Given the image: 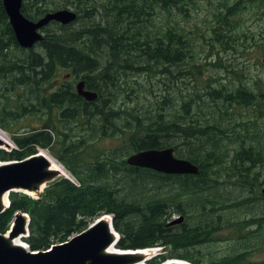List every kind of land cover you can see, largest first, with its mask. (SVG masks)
<instances>
[{"label": "trees", "instance_id": "16d2710c", "mask_svg": "<svg viewBox=\"0 0 264 264\" xmlns=\"http://www.w3.org/2000/svg\"><path fill=\"white\" fill-rule=\"evenodd\" d=\"M202 5L209 39L186 29ZM70 7L76 21L44 28L25 59L0 0V89H21L20 108L31 101L37 121L15 129L16 121L2 120L15 148L0 149V161L47 150L72 178L50 183L38 198L12 192L0 233L26 213L25 242L46 251L110 215L119 249L163 248L149 264H264V74L203 64L193 54L206 43L207 59L219 55L215 46L264 58V0H24L22 12L38 21ZM252 19L259 31L244 28ZM208 65L236 79L203 77ZM81 80L95 101L77 94ZM0 98H8L3 90ZM165 148L199 175L127 163L139 151ZM175 216L182 221L173 224Z\"/></svg>", "mask_w": 264, "mask_h": 264}, {"label": "water", "instance_id": "95a60500", "mask_svg": "<svg viewBox=\"0 0 264 264\" xmlns=\"http://www.w3.org/2000/svg\"><path fill=\"white\" fill-rule=\"evenodd\" d=\"M2 3L16 41L19 47L25 50L33 49L43 40L42 30L51 23L66 26L77 19L76 12L67 8L48 12L38 21H34L22 12L24 0H2ZM76 91L88 102H93L98 97L97 92L86 89L84 80L77 83ZM13 148V144L3 148L0 138L1 150L10 152ZM127 163L130 166L151 169L166 175H199L200 173L199 167L191 161L176 157L174 148L139 151L130 155ZM61 177L72 180L69 175L52 172L50 162L40 151L22 161H0V215L10 207L9 196L12 192H21L38 198L50 183ZM5 196H7V204L4 202ZM262 196L264 198V188ZM104 217L111 218V227L115 230L112 217L103 215L85 231L70 238L68 243L53 245L52 250L46 252L32 251L29 248L25 239L29 237L30 217L28 214L18 212L9 231L5 234L0 233V264H137V262L144 264L161 254V248H148L156 250V256L141 260L132 255L138 250L117 248L115 252H110V248L117 247L120 235L116 230L117 238L112 235L109 226L103 222ZM180 221L182 218L175 220L173 224ZM16 240L23 246L17 245ZM172 262L192 264L181 259H172L163 264H174Z\"/></svg>", "mask_w": 264, "mask_h": 264}, {"label": "rangeland", "instance_id": "374dc122", "mask_svg": "<svg viewBox=\"0 0 264 264\" xmlns=\"http://www.w3.org/2000/svg\"><path fill=\"white\" fill-rule=\"evenodd\" d=\"M70 9H72L70 7ZM201 10H199V13H195L193 15V17L189 20V26L186 27V29L188 31L190 30H195L197 27V32H199V34H204L203 36H205V38L209 39L210 33L208 30V25H210V16L208 15V12L206 11L205 5H202L200 7ZM262 24L260 22L255 21L254 19L249 20L245 25L244 28H250L253 29L254 31H259L260 30V26ZM196 37V40H198L199 42L203 41L204 39L202 37L197 36L196 34H193ZM202 44V43H201ZM204 47L206 48L204 50V52L199 51L198 49L196 50L195 53H193L196 58H198L200 60L201 63L205 64L207 63H215V62H220L221 65H233V67H235V70L239 73L241 72V70L243 69L244 71H250L252 74H264V63H263V56L256 53V52H252L250 53L251 55L248 56H244L242 57L240 54L239 55H228L223 53V50L220 48V46H215L214 51H219V55H214L213 57L210 58H206L207 54H209V50L210 47L204 43L203 44ZM202 45V47H203ZM16 54L18 55H22L23 53L20 52H16ZM261 63V64H258ZM217 65V64H216ZM206 70L203 72V77H208L210 74H214L215 78H220L222 79V82H227L229 79H236L233 78L231 75H227L226 72L224 71L223 67H216L214 65H208L205 67ZM67 80L70 81V79L68 78ZM64 79L61 77L59 79V82H63ZM3 85V83L1 84ZM2 90L4 91V94L6 97L8 98H0V131H2L3 133H5V135L8 137L9 140H11L12 144V136L10 133L4 131L1 128V123L3 124L2 120H7L8 122H15V121H26L25 125L26 127L23 128H28V127H33L36 125L37 121L35 120L33 114L29 116L28 110H27V101H25V110L22 112L20 111V104L21 102L23 103V100H19L18 97H16V95L22 93L23 91L21 89H17L16 91H13L11 89L5 90V86L1 87L0 92H2ZM7 94V95H6ZM26 98H27V94H26ZM20 101V102H19ZM31 103V101H30ZM18 112V113H23V115L21 117L16 118L15 116H13L12 114L8 113V112ZM7 124V123H4ZM18 126L19 123H11L10 126H12V128L15 129H20L18 127H14V126ZM107 147H111L113 146L112 142H108V144L106 145ZM43 151V150H40ZM45 153H47L51 158H53V160H57L51 153L50 151H44ZM58 161V160H57ZM61 165V164H60ZM63 167V165H61ZM64 168V167H63ZM68 173V172H67ZM264 188V187H263ZM36 198V197H35ZM178 216H175L174 219H177ZM162 253V251H161ZM264 254V252H263Z\"/></svg>", "mask_w": 264, "mask_h": 264}, {"label": "bare ground", "instance_id": "6f19581e", "mask_svg": "<svg viewBox=\"0 0 264 264\" xmlns=\"http://www.w3.org/2000/svg\"><path fill=\"white\" fill-rule=\"evenodd\" d=\"M30 50H32V49H30ZM0 138L2 140V147L3 148H6V147H8V146H10L12 144L11 140H9L8 137L5 135V133H3L2 131H0ZM40 153L43 156H46L47 157L48 161L50 162V170L52 172L57 173V174H62V175H65V174L68 175L67 170L65 168H63L57 160L56 161L53 160V158H51L44 151H40ZM41 189H42V187H41ZM31 194H33V193H31ZM4 202H5V204H7V196L4 197ZM103 222L106 225L109 226L112 235L115 238H117L116 231L115 230H112V227H111V218L110 217H104L103 218ZM16 244L17 245H22V243L20 241H18V240H16ZM117 248L118 247L110 248L109 251L110 252H115V250ZM156 254H157V251L156 250H149V249L138 250V251L132 253L133 256H136V258L141 259V260L142 259H150V258H153L154 256H156ZM172 263H174V264H186V263H183V262H172ZM137 264H143V263L142 262H139V263L137 262ZM144 264H147V262H145Z\"/></svg>", "mask_w": 264, "mask_h": 264}, {"label": "flooded vegetation", "instance_id": "af4514ba", "mask_svg": "<svg viewBox=\"0 0 264 264\" xmlns=\"http://www.w3.org/2000/svg\"><path fill=\"white\" fill-rule=\"evenodd\" d=\"M23 50H25V49H23ZM26 51H29V50H25V51L22 52V53H26ZM21 57L27 59L26 57H24V54H23V56L21 55ZM28 60H29V59H28ZM6 66L11 67V65H6ZM29 66H30V67L32 66V62L29 63ZM16 70H17V69H13V68H12L11 71L15 74V71H16ZM30 70H31V69L29 68V71H30ZM14 74H13V75H14ZM15 75H16V74H15ZM32 103H33V102H32ZM19 110L23 112L25 109H24V108H20ZM28 110H29V111H28L29 116L32 115V114H31V103H30V102H29V104H28ZM10 114H12L13 116H15L16 118L21 117V116L23 115V113H18V112H15V113H14L15 115H14L13 113H11V112H10ZM33 116H34V115H33ZM16 122L19 123V125H18V126L16 125L15 127H18V128L26 127V125H25L26 121H23V120H22V121H16ZM4 125H5V124H4Z\"/></svg>", "mask_w": 264, "mask_h": 264}]
</instances>
